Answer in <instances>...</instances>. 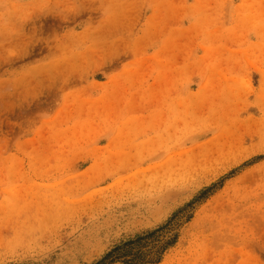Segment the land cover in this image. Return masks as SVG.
Returning <instances> with one entry per match:
<instances>
[{
	"label": "rangeland",
	"instance_id": "1",
	"mask_svg": "<svg viewBox=\"0 0 264 264\" xmlns=\"http://www.w3.org/2000/svg\"><path fill=\"white\" fill-rule=\"evenodd\" d=\"M190 203L158 264H264V0H0V264Z\"/></svg>",
	"mask_w": 264,
	"mask_h": 264
},
{
	"label": "trees",
	"instance_id": "2",
	"mask_svg": "<svg viewBox=\"0 0 264 264\" xmlns=\"http://www.w3.org/2000/svg\"><path fill=\"white\" fill-rule=\"evenodd\" d=\"M195 203L173 214L156 230L116 246L93 264H158L176 243L178 229L191 218Z\"/></svg>",
	"mask_w": 264,
	"mask_h": 264
}]
</instances>
